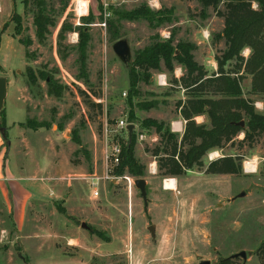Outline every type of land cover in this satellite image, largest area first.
<instances>
[{
	"label": "rangeland",
	"instance_id": "374dc122",
	"mask_svg": "<svg viewBox=\"0 0 264 264\" xmlns=\"http://www.w3.org/2000/svg\"><path fill=\"white\" fill-rule=\"evenodd\" d=\"M21 1L11 0L3 31L11 32L16 44L1 40L8 94L5 137L0 134V264H198L200 259L210 264H264V148L260 140L252 146L239 145L240 133L220 152L238 156L242 163L257 159L255 171H244L241 164L237 174L207 173L210 160L205 155L200 167L179 176H162L158 157L152 154L161 138L153 127L143 126L147 114L139 105L153 103L167 116L173 113L184 93L173 81L174 72L152 71L149 81H140L129 99L127 67L111 48L114 41L108 26L99 25L100 0H93L96 18L92 21L86 20L92 9L82 13L86 1L69 0L61 13L54 14L56 23L42 42L35 35L33 13ZM157 1L118 0L109 8L110 30L127 38L132 59L153 35L168 38L173 32L175 40L194 43V59L213 72L209 65L225 47L217 37L223 27L217 10L224 9L226 0L203 12L197 0ZM53 3L58 11V1ZM140 5L172 9V19L157 26L145 19H127L126 14ZM80 28L89 36L84 65L77 49ZM29 70L36 74L34 83L29 82ZM39 72L62 86L59 96L48 93ZM159 73L165 74V84H158ZM241 86L262 111L257 101L264 103L263 99L249 93V76ZM119 119L133 124L134 157L144 168L142 177L132 176L146 181V207L139 189L135 186L128 193L123 181L101 180L99 195L91 197L86 177L103 173L105 125L112 128L108 141L128 138L125 130H114ZM27 121L49 127L33 129ZM152 162L155 172L149 167ZM171 178L176 189H165L164 181ZM27 196L23 224L17 230L13 214L18 221ZM240 250L247 254L244 262L241 257L221 262Z\"/></svg>",
	"mask_w": 264,
	"mask_h": 264
},
{
	"label": "trees",
	"instance_id": "16d2710c",
	"mask_svg": "<svg viewBox=\"0 0 264 264\" xmlns=\"http://www.w3.org/2000/svg\"><path fill=\"white\" fill-rule=\"evenodd\" d=\"M55 0H22L25 10L33 13L35 35L39 42L44 41L50 32V27L56 23L55 13H61L68 5L69 0H57L60 9L54 10ZM201 5V12L208 7L216 9L221 0H197ZM253 3L256 6H253ZM224 9L217 10L223 17V27L217 37L224 41V49L215 57L217 68L209 73L203 65L199 64L193 55L196 45L186 40H175L174 33L170 32L168 38H161L159 34L153 35L152 41L142 49H137L132 61L127 67L129 77V99L136 92V85L140 81L147 82L152 71L174 72L175 66H181L183 74L173 81L184 89L185 100L178 102L180 114L186 120L184 132L181 137L173 133L163 122L152 118H145L144 127H153L159 134L160 146L153 149L158 169L162 176H179L194 167L203 165V157L214 149H222L227 143L233 142L242 133L239 145L252 146L260 140L264 148V107L258 111L254 100L243 93L241 82L250 77L251 95L260 96L264 101V0H226ZM100 12H101V7ZM172 9H150L145 5L129 11L126 14L129 20L145 19L151 26L161 22L171 21ZM125 17V16H124ZM88 19L93 20L95 15L90 11ZM65 24V23H64ZM64 24L62 30H64ZM6 26V25H5ZM112 41L119 39L117 31H111L112 24L107 20ZM79 58L84 65L88 34L82 28L78 30ZM59 37L62 38L60 33ZM248 49L245 56L243 51ZM1 69V67H0ZM41 78L46 80L48 93L59 96L62 86L46 73L39 72ZM29 82L34 83L36 74L28 71ZM146 108L145 103L139 105ZM153 106V103H148ZM204 114L206 123H196L194 116ZM0 134L5 137L4 111L1 112ZM243 121V125L237 122ZM30 121L25 124L29 125ZM33 122L30 128L49 127L48 123ZM27 125V126H28ZM121 143V160L115 168L117 174L127 172L135 177L143 176V165L134 157L135 139L131 136ZM242 159L238 156L223 155L210 160L205 172L211 174H237L241 171ZM61 213L65 212L59 207ZM14 225V224H13ZM15 226V225H14ZM98 236L100 231L92 230ZM222 260L221 262H227Z\"/></svg>",
	"mask_w": 264,
	"mask_h": 264
},
{
	"label": "built area",
	"instance_id": "2783aa9c",
	"mask_svg": "<svg viewBox=\"0 0 264 264\" xmlns=\"http://www.w3.org/2000/svg\"><path fill=\"white\" fill-rule=\"evenodd\" d=\"M86 1V0H84ZM122 1H127V0H120ZM118 2V0H100L99 6L101 7V14H102V20L99 22V25L101 27H105L107 25V18L110 16V6L111 4H114ZM82 13H87L88 12V3L83 4V9ZM157 82L158 84H165V74L164 73H159L157 75ZM129 122L123 119H119L115 126L116 128L114 129L117 131L118 129L125 130L127 132V125ZM112 130L111 127H108L105 125L104 127V135H105V149H104V166H103V173L102 175H98L96 173L89 175L86 177V180L90 184L91 188V197L96 198L99 195V182L101 180H107L110 183H119L121 181L124 182V186L126 188V191L130 193L132 189L135 187L134 181L135 177L132 175L128 174L127 172L123 174H117L115 172V168L119 165L120 160H121V143L118 140L113 139L112 141H108V133ZM222 156V155H218ZM210 159L211 154L209 155ZM257 159L252 158V159H247L243 160V170L244 171H255L256 166H257ZM150 169L152 172H155L156 166L154 163H150L149 165Z\"/></svg>",
	"mask_w": 264,
	"mask_h": 264
},
{
	"label": "crops",
	"instance_id": "0c3cea01",
	"mask_svg": "<svg viewBox=\"0 0 264 264\" xmlns=\"http://www.w3.org/2000/svg\"><path fill=\"white\" fill-rule=\"evenodd\" d=\"M152 1L155 2V4H158L157 0H152ZM86 2L88 3V11H89V9H92L91 12L93 14H95L94 11H96V9L94 8V1L93 0H86ZM153 6H155V5H153ZM156 7H157V5H156ZM10 13H11V0H0V67H1L0 75H3V73L5 71H7L6 68H5V63H4V59H3V51H2V48H1V40H2V38H5L6 40H9V42H11L12 46H13V44H16V40H15L14 36L11 34V32L3 34L4 28L6 27L5 25L7 24V21L9 19ZM244 52H245L244 55L246 56L248 54L249 50L245 49ZM199 64L205 66L203 63H199ZM209 66H210L211 70L215 71L216 68H217L216 61L215 62H211ZM205 68L207 70L208 67H205ZM174 74H175V78L178 79L183 74L182 67L176 65L175 69H174ZM7 88H8V80H7ZM184 100H185V93H183V95L176 102L177 109L173 113H171L169 116H167L166 113H163L164 111H161L160 108H155L156 104H153V106H148V103H147L146 104L147 107L145 108L147 110V111L145 110V112L147 114V118L156 119L157 121H163L170 128V130L173 133H175L179 137H181L183 132H184L186 120L180 114V111H179L180 106H178V102L181 101V103H183ZM157 105L159 106V103ZM263 105H264V103L262 101H257L258 108H263ZM261 110H263V109H261ZM194 120H195L196 123H206L207 122V117L204 114H200V115L194 116ZM222 149H214V150H211V151L207 152V154H206L207 158L209 160H213V159H216L218 157H221V156H218V155L220 154ZM210 154H211V158L212 159H210V157H209ZM27 202H28V196H27L26 201H24L22 203L21 207H20L21 209H20V212H19V220L18 221H16L15 216L13 214V219H14L15 226H16L17 230L21 227L20 225L23 224L22 214H23V211L27 207Z\"/></svg>",
	"mask_w": 264,
	"mask_h": 264
},
{
	"label": "water",
	"instance_id": "95a60500",
	"mask_svg": "<svg viewBox=\"0 0 264 264\" xmlns=\"http://www.w3.org/2000/svg\"><path fill=\"white\" fill-rule=\"evenodd\" d=\"M111 48L114 52V54L117 56V58L124 64L125 67H128L129 63L132 61V53H131V48L128 43L127 38L121 37L117 40H115ZM8 88H7V77L4 75H0V115L1 112L4 111L5 109V99L7 96ZM1 120V116H0ZM239 125H243V121L237 122ZM133 130V124L129 123L127 125V134H128V139L130 140L131 134ZM1 133L3 131V128L0 129ZM135 186L139 189L140 196L143 200L144 206L146 207L148 202H147V192H146V181L143 178H136L134 181ZM83 226L86 227L84 223H82ZM152 235L153 233V226L149 227ZM18 256L21 257V254L18 252ZM236 257H241L243 262L246 260L247 254L244 250H240L238 252L232 253L231 255L227 256L223 260H229L232 258ZM198 264H210V261L207 259H200Z\"/></svg>",
	"mask_w": 264,
	"mask_h": 264
},
{
	"label": "bare ground",
	"instance_id": "6f19581e",
	"mask_svg": "<svg viewBox=\"0 0 264 264\" xmlns=\"http://www.w3.org/2000/svg\"><path fill=\"white\" fill-rule=\"evenodd\" d=\"M163 184H164L165 189H168V190L176 189V181L173 178L166 179Z\"/></svg>",
	"mask_w": 264,
	"mask_h": 264
}]
</instances>
